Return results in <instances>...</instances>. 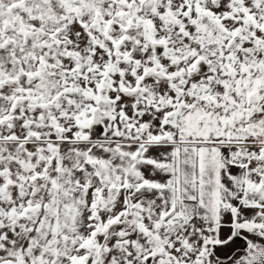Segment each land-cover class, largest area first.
<instances>
[{
    "label": "snow or ice",
    "instance_id": "snow-or-ice-1",
    "mask_svg": "<svg viewBox=\"0 0 264 264\" xmlns=\"http://www.w3.org/2000/svg\"><path fill=\"white\" fill-rule=\"evenodd\" d=\"M0 264H264V0H0Z\"/></svg>",
    "mask_w": 264,
    "mask_h": 264
}]
</instances>
